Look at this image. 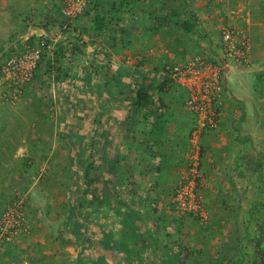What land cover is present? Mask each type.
<instances>
[{
	"label": "rangeland",
	"instance_id": "1",
	"mask_svg": "<svg viewBox=\"0 0 264 264\" xmlns=\"http://www.w3.org/2000/svg\"><path fill=\"white\" fill-rule=\"evenodd\" d=\"M133 1L92 0L84 15L68 20L60 13L64 0H0V70L7 59L42 39L51 46L35 75L18 85L17 98L12 96L13 88L0 82V213L12 199L22 196L31 225L34 214L51 227L53 235L73 229L69 239H75L77 225L83 235L89 230L79 221L96 223L104 215L106 225L119 229L123 218L119 209L130 200L133 209L139 208L137 219L145 227L141 233H155L160 242L177 240L186 245L191 249L188 264H264L257 256L264 228V176L260 178L257 170L258 164L264 163L262 136L231 126L227 129L224 121L218 129L205 133L199 149L191 146L187 137L178 162L162 144L127 147L125 140L119 147L121 137H132L131 120L123 115L134 106L130 91L125 92L131 85L120 80L115 83L111 76L106 82L107 95L101 100L98 94L88 96L101 85L92 83L89 91L86 83L66 80L74 73L81 78L83 64L89 62L83 52L80 58L74 56L66 47L68 41L88 43L95 15L105 12V7L118 3L128 10L137 9L144 28L153 24V17L160 27L170 26L176 33L183 30L181 38L176 36L180 42L176 45L184 57L167 65L199 53H223L217 46L219 33L210 27L218 28L221 18L239 10L235 0H200V15L190 2L180 13L173 0ZM186 21L192 22L191 29L186 28ZM52 22L59 24L58 31L50 29V34L37 38L28 36L29 27H48ZM58 34L64 41H54ZM128 55L135 57L138 52ZM152 62L156 64V60ZM70 63L75 67L68 68ZM238 68L243 67L233 64L227 74L229 91L239 87L234 77ZM113 73L114 68H109L107 75ZM126 94L127 108L120 103ZM234 104L239 115L243 105ZM85 166L91 174L84 179ZM187 185L193 186L194 195L185 202L179 191ZM84 188L86 195L81 193ZM36 190L39 200L34 202ZM42 191L49 192V197ZM200 243L205 247H198ZM166 256L167 262L169 254Z\"/></svg>",
	"mask_w": 264,
	"mask_h": 264
},
{
	"label": "crops",
	"instance_id": "2",
	"mask_svg": "<svg viewBox=\"0 0 264 264\" xmlns=\"http://www.w3.org/2000/svg\"><path fill=\"white\" fill-rule=\"evenodd\" d=\"M149 1L147 0V3ZM170 1L168 0V2ZM235 1L238 3L237 8L241 9L242 13L250 19L249 24H246V26L252 44L251 64L236 69L234 77L239 81V87L236 90L230 89L229 91L227 89L228 92L226 91L225 112L222 122L225 121L227 129L231 126L235 130L246 131L249 134L258 133L259 137L262 136L264 142V0ZM133 2L138 3L139 1L134 0ZM187 2L193 4L199 14V6L197 5L200 0L171 1L180 13L185 12ZM116 4L114 7L112 5V7H105V12H98L95 15L102 16L105 19V25L102 30H99L95 17V28L92 30L95 33L93 34L90 31L88 35L92 36L90 37L92 41L88 38L89 42L86 44L81 43V46L76 44L73 39L68 41L69 44L66 47L75 52L74 56L80 58L81 54L79 53L83 52L89 62H84L81 69L83 73L81 78L80 75L74 73L70 75L72 77H67L66 80L72 79V82L86 83L89 91L91 90L90 84L97 83L101 85L98 92L92 90L88 93V96L92 98L98 94V98L102 100L107 93L106 82L111 76H114L115 83L120 80L122 84L131 85V88H125V92L129 90L131 96H134V89L142 86L143 83H153L156 88L157 85L168 79V86L163 91L154 90L151 109H138L133 104L131 111L129 109L126 111L125 108L129 104L126 99L128 95L120 97V103L124 105V111H126L123 114L124 119L129 117V120H131L132 137L131 139L127 136H125L126 139L121 137V140H118V146L123 147V141L125 140L127 147L138 146L140 148L144 147V144H154L156 147L162 144L164 148L171 149L170 153L168 152L169 157L174 155L178 162L182 157V146L186 143L187 137L189 139L193 117L185 106L183 92L169 79L166 62H174L184 57V52L181 53L177 48L180 42L177 41L176 37L181 38L183 30L176 33L170 26L160 27V23H157V19H153V17L150 19L153 24L147 25L148 28H144L143 20L138 16L137 9L130 8L128 10L126 6L119 5L121 4L120 1L119 4ZM148 16L149 14L146 16L147 20ZM229 18V16L221 18V24L218 28L210 27L214 28L213 33H217V31L219 33L217 46L221 43V27ZM63 28H67V25H64ZM50 29L51 32L58 31L59 24L52 22L48 27H29L28 36L37 38L40 35H47L50 34ZM154 30L156 32H153ZM62 38V34H58L54 37V41L59 43L63 40ZM65 38H68V36H65ZM208 43L210 42L208 41ZM197 49H199V46ZM133 51L138 52V55L135 57L129 56L128 54ZM107 53L109 54L107 55ZM126 57H129V59L124 60ZM142 58L145 60L141 61ZM115 60L116 64L114 63ZM155 60L156 64L152 62ZM74 65L70 63L68 68L75 67ZM95 67V71H92L91 68ZM109 68L115 70V73L110 76L107 75ZM230 69L228 70L230 71ZM234 101L241 102L243 105L239 115ZM96 115L98 116V114ZM233 123H236L238 127L236 128ZM245 139L247 140V137ZM245 139L244 141H246ZM250 141L252 140L250 139ZM260 173H263L264 176V163L263 168L259 170ZM48 193L41 192L44 197H49ZM38 196L36 190L32 196L34 202L36 199L39 200ZM33 207L36 209L37 206L34 205ZM105 219V215L104 217H98L100 223L93 226L90 222H87L89 230L85 231L82 239L76 242L73 238L69 239V235L72 236L74 233L73 229H68L67 233L61 231L60 235H53L51 227L47 223L40 222V218L33 214V234L29 236L19 235L13 241L6 243L0 250V264H100V260L102 264H125L122 258L128 253H126V248L122 246L119 240L124 227L122 219L118 222L120 224L119 229L106 225ZM134 224L137 227L138 235L132 241L131 251L136 252L138 256L140 255V258H143L146 262L144 264H153L152 260L155 258L165 261V256L171 251L173 243L179 242L177 240V242L171 240L160 242L161 237L158 238L155 233L149 234L147 231L141 233V229L143 230L145 227L137 218ZM110 227L115 229L114 241H109L112 239V236L108 237L111 231ZM217 239H220V237ZM118 246L122 247L119 248ZM197 246L205 247V244L200 243ZM182 247L188 264L187 254L190 253L191 249H188L184 244H182ZM204 250L202 255H204ZM130 255V259H134V254L130 252ZM143 259L142 261H144ZM164 263L168 264V262ZM130 264L139 263L133 260Z\"/></svg>",
	"mask_w": 264,
	"mask_h": 264
},
{
	"label": "built area",
	"instance_id": "3",
	"mask_svg": "<svg viewBox=\"0 0 264 264\" xmlns=\"http://www.w3.org/2000/svg\"><path fill=\"white\" fill-rule=\"evenodd\" d=\"M90 1L64 0L60 13L68 20H75L86 12ZM231 13L233 15L229 16L221 30L220 47L223 53H199L167 65L168 76L183 92L185 106L193 117L189 141L197 149L201 147L205 133L218 129L224 118L228 69L233 64L242 67L251 64L252 44L246 28L250 19L241 9L232 10ZM50 47L47 40L42 39L1 65L0 82H6V88L14 89L13 98H17L20 92L18 85L35 75ZM192 190L193 186L187 185L180 189L179 194L187 200L193 197ZM31 231L25 200L22 196H16L0 213V245L19 235H29Z\"/></svg>",
	"mask_w": 264,
	"mask_h": 264
},
{
	"label": "trees",
	"instance_id": "4",
	"mask_svg": "<svg viewBox=\"0 0 264 264\" xmlns=\"http://www.w3.org/2000/svg\"><path fill=\"white\" fill-rule=\"evenodd\" d=\"M96 23H97V28L99 30H102L104 28V25H105V19L98 14L96 16ZM191 24H192L191 21H186L185 22L186 28L191 29V26H192ZM78 45H80V44H78ZM78 49L80 50V47ZM168 83H169V80L166 79L163 83L157 85L156 88H155V84H153V83H143L142 86L134 89L133 104H135V106L138 109H142V108L151 109L152 102H153L154 90L157 89L158 91H163L168 86ZM262 168H263V163H259L257 166V170L259 171ZM85 170H86V173L84 175V179H85V177H88L91 174L90 173V167L85 166ZM259 175H260V178H263V173H260ZM81 193H82V195L83 194L86 195L88 192L84 188V189H82ZM90 200L94 201L95 199L92 198ZM130 202H131L130 200L127 201V204H126L127 206L124 205L125 207L123 209H119L122 213V217H123L122 221L124 224V227L122 229V233H121L119 240L121 241L122 246L126 248V253H128L124 257V260L128 261L127 264H130V262H133V260L137 261L139 264H142V262L144 264V263H146L145 260L143 258H140V255L138 256L136 254V252L131 251L132 250L131 249L132 241L138 235L137 227L135 226L134 223H136L135 218H137V214H139V208L133 209V206L131 205ZM95 221H96V223L94 221L90 222L92 226L97 224V223H100L98 218ZM85 223H86L85 221L83 223L79 221V224H81V225L84 224V226L85 225L87 226L88 223H86V224ZM78 228L79 227L77 225V227H75V229H74L75 234H76L74 240L76 242L80 241L83 237L82 236L83 234H81L78 231ZM115 234L116 233L113 230L111 231L110 234H108V237L112 236V239H110L109 241H112V240L114 241L113 237H115ZM173 244L174 245L171 247V251L168 253L169 254V257L167 260L168 264H187L185 251L181 249V248H183L182 244L179 242L173 243ZM257 248H258V251H257L258 254L257 253L256 254L258 256V259L259 260L264 259V228H263V233H262L260 244ZM130 252L132 254H134V256H133L134 259H130L131 258ZM142 259L144 261H142ZM164 262H166V261H163L162 259H159V258H155L152 260L153 264H165ZM99 263L102 264L101 260L99 261Z\"/></svg>",
	"mask_w": 264,
	"mask_h": 264
}]
</instances>
